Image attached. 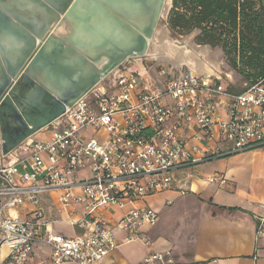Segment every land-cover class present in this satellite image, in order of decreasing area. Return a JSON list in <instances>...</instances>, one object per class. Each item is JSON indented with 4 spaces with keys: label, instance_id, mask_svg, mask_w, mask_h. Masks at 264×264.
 <instances>
[{
    "label": "built area",
    "instance_id": "obj_1",
    "mask_svg": "<svg viewBox=\"0 0 264 264\" xmlns=\"http://www.w3.org/2000/svg\"><path fill=\"white\" fill-rule=\"evenodd\" d=\"M140 59L121 63L13 153H2L0 140V259L8 248L0 264H32L40 242L52 249V264H102L122 242L150 245L146 231L160 212L146 199L173 189L176 172L264 147V76L235 92L220 76L161 65L160 82L153 66L137 68ZM209 181L226 179L216 174ZM52 192L83 233L63 235L45 220L41 196ZM21 205L29 212L13 215ZM107 206L123 210L115 225ZM257 221L262 236L264 214ZM115 227L126 232L122 241ZM171 262L166 250L140 264Z\"/></svg>",
    "mask_w": 264,
    "mask_h": 264
},
{
    "label": "water",
    "instance_id": "obj_2",
    "mask_svg": "<svg viewBox=\"0 0 264 264\" xmlns=\"http://www.w3.org/2000/svg\"><path fill=\"white\" fill-rule=\"evenodd\" d=\"M167 0H0V140L8 155L149 50Z\"/></svg>",
    "mask_w": 264,
    "mask_h": 264
},
{
    "label": "crops",
    "instance_id": "obj_3",
    "mask_svg": "<svg viewBox=\"0 0 264 264\" xmlns=\"http://www.w3.org/2000/svg\"><path fill=\"white\" fill-rule=\"evenodd\" d=\"M190 143L195 144L194 141ZM217 160L225 163L208 177H197L190 182L186 179L185 174L191 173V168ZM212 161L176 172L173 189L146 199L147 204L160 212L167 204L174 202L176 195L188 193L185 191L187 188L191 194L188 198L193 200L192 204L186 205L189 208L187 210L191 209L187 221L189 224L181 229L178 226L170 229L160 215L157 225L146 231L152 244L146 245L142 241L122 242L106 256L102 264H140L150 252L166 250L171 251L170 264H264V235L258 234L257 221L264 214V147L232 153ZM216 174L224 175L226 182H210L209 179ZM161 195L163 197L159 202L152 201L153 197ZM50 200L52 206L47 203ZM41 205L45 211V220L53 222L51 227L54 231L66 236L84 232L67 221L70 207L62 208L57 193L42 194ZM216 205L240 209H221ZM75 206L82 210L81 204ZM29 210L30 206L21 205L11 212L21 216ZM104 213L115 225L123 215V210L107 206ZM79 215L71 217L78 218ZM58 223L65 226L58 227ZM114 233L120 241L126 236V232L119 227H115ZM7 251L6 246L1 248V261ZM51 256L52 249L40 242L31 257L32 264H52Z\"/></svg>",
    "mask_w": 264,
    "mask_h": 264
},
{
    "label": "trees",
    "instance_id": "obj_4",
    "mask_svg": "<svg viewBox=\"0 0 264 264\" xmlns=\"http://www.w3.org/2000/svg\"><path fill=\"white\" fill-rule=\"evenodd\" d=\"M255 4L254 0H173L169 26L174 33L199 28V40L222 46L230 66L245 81L255 83L264 76V8Z\"/></svg>",
    "mask_w": 264,
    "mask_h": 264
},
{
    "label": "rangeland",
    "instance_id": "obj_5",
    "mask_svg": "<svg viewBox=\"0 0 264 264\" xmlns=\"http://www.w3.org/2000/svg\"><path fill=\"white\" fill-rule=\"evenodd\" d=\"M256 7L259 9L264 8L262 0H254ZM173 7V0H167L165 7L162 11V16L156 28V33L151 39L149 50L150 54L146 53L141 57V62H138L137 68L144 65L153 66L151 74L158 81H163L165 76H159L158 66L164 65L174 67H194L199 71L214 74L223 78L230 88L238 92L244 87V78L233 69L226 57L225 50L220 45L212 43H204L199 40L202 31L199 28H193L191 32L174 33L169 26L170 13ZM175 47V48H174ZM159 55V56H157ZM208 69V70H207ZM205 74V73H203ZM162 84V83H161ZM21 156L25 153L21 152ZM228 160V158L226 159ZM225 162L212 161L201 166H196L190 169L189 174H185L188 181L196 180L197 177L206 178L216 169L224 165ZM228 163V162H227ZM226 163V164H227ZM186 194L176 195L172 204H167L165 208L160 211L161 217L164 219L170 229L182 227L189 224L188 218L190 217V210L186 205L192 204L191 198H188L190 191L186 188ZM187 195V196H186ZM161 196L152 198V201L159 202ZM52 206V201L47 202ZM58 227L65 226L58 223ZM62 228V227H61Z\"/></svg>",
    "mask_w": 264,
    "mask_h": 264
},
{
    "label": "bare ground",
    "instance_id": "obj_6",
    "mask_svg": "<svg viewBox=\"0 0 264 264\" xmlns=\"http://www.w3.org/2000/svg\"><path fill=\"white\" fill-rule=\"evenodd\" d=\"M175 48V47H174ZM148 54H150V50H148V52H147ZM208 70V69H207ZM199 71V70H198ZM199 72H201V73H205V74H208V73H206V72H202V71H199Z\"/></svg>",
    "mask_w": 264,
    "mask_h": 264
},
{
    "label": "flooded vegetation",
    "instance_id": "obj_7",
    "mask_svg": "<svg viewBox=\"0 0 264 264\" xmlns=\"http://www.w3.org/2000/svg\"><path fill=\"white\" fill-rule=\"evenodd\" d=\"M157 56H159V55H157Z\"/></svg>",
    "mask_w": 264,
    "mask_h": 264
}]
</instances>
